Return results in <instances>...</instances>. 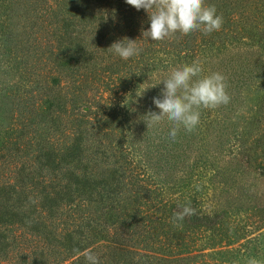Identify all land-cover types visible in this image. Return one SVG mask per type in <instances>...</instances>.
Instances as JSON below:
<instances>
[{"label": "rangeland", "instance_id": "obj_1", "mask_svg": "<svg viewBox=\"0 0 264 264\" xmlns=\"http://www.w3.org/2000/svg\"><path fill=\"white\" fill-rule=\"evenodd\" d=\"M235 2L250 14L245 28L231 21L212 34L177 33L166 40L172 47L156 46L154 55L117 56L104 61L109 66L78 75L71 59H77L75 45L66 43L65 56L47 46V30L56 17L44 11L55 0H0V165L16 142L20 113L28 111L24 99L36 87L34 68H44L48 76L62 69L72 81L67 99L76 98L68 109L88 107V118L100 120V134L114 141L112 154H124L120 163L142 180L144 189L133 187L118 212L136 236L122 252L96 249L99 264H148L146 257L141 261L142 253L155 256L154 264L264 261V42L252 29L254 19L264 24V0ZM233 26L244 30L235 35ZM183 40L192 41L189 52L181 49ZM197 59L203 75L219 72L227 78L231 99L215 109L201 108L196 128L188 132L181 126L173 140L172 122L152 124L147 115L159 112L153 98L161 97V81L171 69ZM52 80L46 85L57 93ZM189 203L196 214L173 224V213ZM187 256L198 258L188 262Z\"/></svg>", "mask_w": 264, "mask_h": 264}, {"label": "trees", "instance_id": "obj_2", "mask_svg": "<svg viewBox=\"0 0 264 264\" xmlns=\"http://www.w3.org/2000/svg\"><path fill=\"white\" fill-rule=\"evenodd\" d=\"M55 2L44 11L56 17L55 25L52 22V28L47 30V46L53 54L65 56L66 43L67 47L75 45L73 56L77 59H71L78 65L73 70L78 75L109 66L104 61L118 55L108 48L124 38L136 41L140 53L150 55L163 43L172 47L167 38L153 43L143 37L142 32L150 28L149 14L143 9L137 11L126 0ZM205 3L214 5L224 22L244 24V28L249 25L247 7L237 5L235 0ZM256 21L252 29L264 42V24ZM239 28L242 27L233 26L230 30L238 35L239 30H244ZM183 42L181 49L189 52L192 41ZM147 47L150 48L146 50ZM191 49L195 52L194 47ZM145 55L148 54L142 56ZM65 66L66 63L61 68ZM34 69L36 87L24 99L28 111L20 113L22 117L13 134L16 142L10 143L9 153L4 154L0 165V264H89L86 252L97 256L96 249L103 247L122 252L136 233L129 232L118 212L133 187L144 189L142 180L120 163L124 154H112L114 141L100 134L98 118L97 122L88 118L90 109L80 110L78 104L73 107L74 96L67 99L72 81L64 71L53 72L52 68L53 76H48L42 72L44 68ZM51 79L57 93L46 85ZM80 81L77 79V85ZM69 103L73 104L71 109L67 107ZM20 149L23 154L17 152ZM103 218L111 225H103ZM104 241L108 244H99ZM144 257L148 264H154L155 256L142 253L141 261ZM194 258L198 257H188V262Z\"/></svg>", "mask_w": 264, "mask_h": 264}, {"label": "clouds", "instance_id": "obj_3", "mask_svg": "<svg viewBox=\"0 0 264 264\" xmlns=\"http://www.w3.org/2000/svg\"><path fill=\"white\" fill-rule=\"evenodd\" d=\"M126 3L137 11L143 9L149 14L150 28L142 35L152 41H163L176 33L188 35L202 31L210 34L219 31L224 23L216 7L206 5L205 0H126ZM108 50L124 60L139 55L141 51L136 41L128 38L114 42ZM203 71L199 59L191 65L171 69L168 78L161 81L164 85L162 98H153L159 112L148 113L150 123L172 122L174 126L169 136L173 140L181 126L188 132L196 128L201 108L215 109L230 102L227 78L219 72L203 75ZM195 214L189 203L181 211L173 213L172 222H182L185 217ZM85 258L89 264H99L98 257L90 251L85 253ZM247 264H264V261L250 258Z\"/></svg>", "mask_w": 264, "mask_h": 264}]
</instances>
